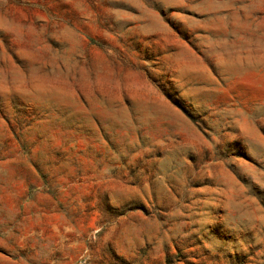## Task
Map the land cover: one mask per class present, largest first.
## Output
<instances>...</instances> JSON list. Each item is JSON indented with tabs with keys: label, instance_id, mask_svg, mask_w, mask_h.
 <instances>
[{
	"label": "rangeland",
	"instance_id": "374dc122",
	"mask_svg": "<svg viewBox=\"0 0 264 264\" xmlns=\"http://www.w3.org/2000/svg\"><path fill=\"white\" fill-rule=\"evenodd\" d=\"M0 264H264V0H0Z\"/></svg>",
	"mask_w": 264,
	"mask_h": 264
}]
</instances>
